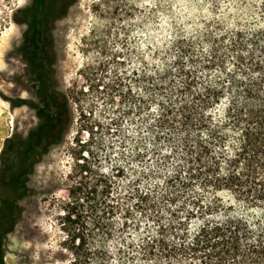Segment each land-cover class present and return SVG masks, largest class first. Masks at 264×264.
<instances>
[{"label":"clouds","instance_id":"obj_1","mask_svg":"<svg viewBox=\"0 0 264 264\" xmlns=\"http://www.w3.org/2000/svg\"><path fill=\"white\" fill-rule=\"evenodd\" d=\"M137 6L157 11L126 20L107 56L73 71L100 81L81 102L96 125L89 179L107 181L115 198L101 227L89 221L87 255L92 264H264V150L249 146L264 93L248 95L253 82L264 87V67L249 70L229 52L243 32L242 55L264 64V0ZM163 15L171 23L161 31ZM125 78L131 94L118 83ZM210 91L225 101L211 121Z\"/></svg>","mask_w":264,"mask_h":264},{"label":"rangeland","instance_id":"obj_2","mask_svg":"<svg viewBox=\"0 0 264 264\" xmlns=\"http://www.w3.org/2000/svg\"><path fill=\"white\" fill-rule=\"evenodd\" d=\"M32 1L0 0V254L4 253L7 264H92L93 258L87 255L93 239L89 221L70 226L63 211L69 189L93 175L91 143L96 125L81 102L87 95L85 88L102 89L97 73L81 74L74 80V67L95 53L107 56L109 41L125 31L126 20L157 11L137 5L166 0H68V8L51 20L50 30L44 29L45 35L36 42L44 47V60H40L37 44L27 36L24 39L27 24L22 21L21 10ZM177 1L167 0L174 4ZM64 2L61 0L62 5ZM157 24L161 31L167 29V15L161 16ZM119 63L123 66V61ZM97 67L107 71L103 61ZM126 79L118 83L128 87L131 94ZM51 91L67 98L68 122L56 140L50 137L47 150L30 147L24 153L23 138L40 123L38 109L46 107ZM7 139L13 140L6 143ZM22 176L28 181L21 192L28 193L19 198L14 192ZM104 183L107 189L99 188L98 192H105L106 199L113 203L112 186ZM11 199L17 204L12 212L8 210ZM92 223L101 227L100 223Z\"/></svg>","mask_w":264,"mask_h":264},{"label":"trees","instance_id":"obj_3","mask_svg":"<svg viewBox=\"0 0 264 264\" xmlns=\"http://www.w3.org/2000/svg\"><path fill=\"white\" fill-rule=\"evenodd\" d=\"M196 0H183L177 1L176 4L180 5H188L194 4ZM226 3H235L238 5H246L251 2V0H223ZM70 4V1L65 0L63 5L61 4V0H33L31 5L23 8L21 11L24 13V19L22 20L27 24V30L25 32V37H29L30 41L36 43L40 41V38L45 35V30H50V22L52 19L58 18L60 11L62 9L66 10ZM65 7V8H63ZM191 12V9L186 7H181L179 11V15L188 14ZM232 14L229 13V16ZM16 21V18H14ZM43 22L45 24H43ZM171 23V22H170ZM47 24V25H46ZM222 27V25L217 24V28ZM45 29V30H44ZM27 39V38H26ZM223 39H228L227 36H224ZM244 33L237 32V44L229 49V52L238 53L236 59L239 60L240 64L250 65V69L252 71H260L264 64H261L260 60L257 59V54L250 52L249 57L245 58L242 53L246 51V45L243 43ZM251 42V41H250ZM27 43V42H25ZM36 47L40 50V60H44L45 54L43 53L44 47L40 43H36ZM40 44V46H39ZM28 46V44H26ZM30 47V45H29ZM261 53H264V49L259 50ZM35 58V57H34ZM227 62V61H226ZM37 73L40 71L37 68ZM246 74V73H245ZM228 83V82H226ZM240 87H244L243 82L240 84ZM249 97L252 96L254 92L264 93V87H260L257 83L253 82L248 85ZM46 107L39 108L37 112V116L40 120L38 126L29 131V133L23 138V150L26 153L27 149L32 147L34 149H38L40 152L47 150L48 144L50 143V137L53 140L57 139L58 133L65 128L68 119H69V111L67 106V98L64 94L59 95L56 92H50L49 96L46 99ZM224 95L220 92H209L208 96V111L209 115L207 119L209 121L213 120L214 116L219 117L223 114L222 104L224 103ZM261 101L257 100L256 103L259 106ZM62 112L64 116H62ZM61 117L63 121H61ZM253 120L258 121L259 123H254L253 127L257 128L256 136H249V146L253 150L261 149L264 150V112L259 113L257 116L256 113H253ZM207 127V125H204ZM52 133V134H50ZM17 135H14V138ZM45 139H44V138ZM13 139H7L6 143L12 141ZM22 142V141H21ZM20 142V143H21ZM22 155V154H21ZM24 155V154H23ZM22 155V156H23ZM259 155V152H257ZM1 166V165H0ZM26 176L19 177L17 179V192L15 193V197H24L28 192H21L24 189L26 190ZM77 183V182H76ZM103 186L100 183H94L89 179V177H84L83 180L79 181L78 184H74L69 189L68 198L65 201L64 207V216L65 221L68 225L72 226L83 225L87 223V221H93L94 223H98V218L100 216H108L114 215V203L108 201L105 197V192H98L99 188L103 191L107 189V184L102 182ZM223 198L227 199L224 194H222ZM17 208V204L13 201V199L9 202V211L12 212L13 209ZM3 211L2 200L0 198V215ZM93 215V217L91 216ZM0 264H7L4 260V253L0 254Z\"/></svg>","mask_w":264,"mask_h":264}]
</instances>
